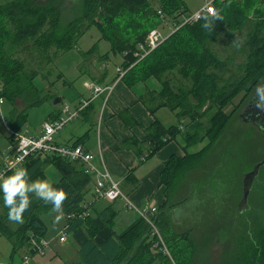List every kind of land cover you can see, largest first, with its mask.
<instances>
[{
	"label": "trees",
	"instance_id": "1",
	"mask_svg": "<svg viewBox=\"0 0 264 264\" xmlns=\"http://www.w3.org/2000/svg\"><path fill=\"white\" fill-rule=\"evenodd\" d=\"M262 3L264 0H215L216 15L210 17L209 28L202 27L205 22L203 19L185 25L169 35L159 47L139 62L133 57L136 46L144 42L150 31L162 25L157 12H161L166 18H174L181 10L185 13L186 10L181 7L184 4L182 0H161L157 10L148 0H80L76 3L73 17L66 22H62L63 0H47L42 5L35 4L34 0H15L0 7V19L6 23L4 28L9 31L6 35L12 51L28 55L36 51V44L42 45L40 48L44 53L49 48L71 49L77 39L94 27L110 45V53L121 57L120 67L124 71L121 79L135 84L153 78L160 84L161 91L148 92L149 97H145L143 103L151 104V113L164 107L174 112L179 121L187 118L190 124L183 125L181 130L179 126L164 129L155 122L147 136L151 151L157 152L176 136L181 137L185 151L203 144L204 140L208 141L197 154L186 155L182 160L170 158L165 163L162 182L166 193H170L181 183L183 174L191 173L192 169L201 165L203 156L213 150L224 131L229 129L232 115L223 112L227 103L241 90L252 89L264 74ZM237 35H241L244 42L237 39ZM220 37L225 40L222 48L216 49L214 45ZM88 53L83 58H88ZM238 53L245 58L241 63H237ZM10 63L8 56L0 54V85L1 88L3 86L0 97L10 105L20 98L25 109L43 104L46 97L32 83L38 73L25 72L23 64H19L17 70H14ZM256 70L258 72L252 76V71ZM206 104V112L210 114L207 126L203 127L200 119L205 115L199 119L197 112ZM23 114L12 109L7 123L12 131H16L21 125ZM194 118L198 121L195 122ZM217 162L215 160V166L206 180L217 177L220 171L217 169ZM48 165L60 175L59 182L53 187L62 189L66 196L62 202V211L58 212L67 216V232L71 233L72 240L78 246L77 255L83 264H153L158 260V264H173L170 258L163 256L160 245L155 246L158 239L142 219H138L123 234L115 237L109 225L112 213L108 212L105 216L100 214L95 218L90 214L86 218L79 217L84 202L82 189L92 178L80 165L74 166L75 164L56 156L38 154L28 158L22 166L28 170L30 180H43V169ZM74 173L86 178H74ZM215 183L218 186L219 180H215ZM210 187L211 185L206 187L208 192L211 191ZM28 195L30 204L22 214V222L12 220L17 224L15 230L6 224L9 220L8 209L2 207L0 235L10 242L11 257L28 246L32 235L38 238L46 234L42 216L56 211L51 203L35 202L33 194ZM166 196L168 197L167 194ZM239 196L241 197V191ZM0 204H3L2 200ZM179 205L181 203L170 206L169 209ZM228 205L232 204L229 202ZM260 207L264 210V197L261 198ZM249 210L252 208L249 207ZM71 214H74V219L68 218ZM153 221L173 243L182 240L171 231L164 214L154 217ZM243 245L242 243L239 247L243 253L239 258L242 262L238 264H264L263 227L252 232L247 246ZM173 253L179 260L183 254L188 253L193 260L195 249L193 246H186Z\"/></svg>",
	"mask_w": 264,
	"mask_h": 264
},
{
	"label": "rangeland",
	"instance_id": "2",
	"mask_svg": "<svg viewBox=\"0 0 264 264\" xmlns=\"http://www.w3.org/2000/svg\"><path fill=\"white\" fill-rule=\"evenodd\" d=\"M14 1L15 0H0V7H3L4 5L6 6ZM46 1L47 0H34V3L42 5ZM78 1L80 2V0H63L64 7L62 11V22H66L73 17V12ZM148 1L155 10L159 9V2L161 0ZM205 1L206 0H182L184 4H182L181 7L186 11L185 13H183L182 10L178 11L175 16H182L183 20L186 16H190L201 10L205 5ZM209 1H212L214 6L215 0ZM260 9L264 12V3H262ZM167 19L168 17L164 21H167ZM4 27H6V23H3L0 19V54L9 57L11 60L10 66L14 68V70H17L19 64H23L25 72L29 73L30 71H33L38 73V75L34 77L32 83L37 91L42 92V95L43 91H46L47 89L59 95L61 92L67 91V87L64 86L65 81H74L75 75H77L78 72H89L92 74L94 72V76L99 78L101 76V68L106 62V59L101 57L104 56L106 52H109L110 54V61L107 62V65L111 70H114L113 65L116 66L121 58L119 55H113L110 53V45L102 39L101 34L94 27L89 28L88 31L77 39L75 43H73V46H71V49L49 48L48 51L44 53L41 52L42 48L40 47L42 45L37 46L36 44L37 49L31 55L19 53L15 50L12 51L7 40L8 35H6V32L9 31ZM147 27H149V25H147ZM157 30L163 36H166L171 32L168 26L163 27L162 25H160ZM237 36V39H241L242 42H244L241 35ZM224 40V38L220 37L214 47L216 49H221ZM85 53H88V58H83ZM222 55L225 56V53ZM237 59V63H241L245 58L242 54L238 53ZM252 72L253 76L258 70ZM116 73L118 74V77L120 74L124 75V71L120 67L116 69ZM118 79H116V81H118ZM263 81L264 74L261 75L252 89L249 91L241 90L227 103L223 112L226 115H232L229 129L224 131L225 133L222 134L223 137L213 147V150H211L207 156H203L201 165L194 168L191 174H183V180L181 179L180 182L183 183L186 180L185 182L190 183L193 191L191 199L184 201L186 195L184 192L177 198L170 197V201L174 203L182 202L181 205L178 206L179 208L176 211V214L177 212H187L188 214H192L191 220L189 219V221H187L191 224L192 232L184 234L186 230L185 228L174 230L176 234L182 238L181 241L174 242L175 244L173 241L169 240L167 235H165L159 227H156L158 232L157 243H160V240L162 241L163 245L160 243V246L165 247L169 256L172 255L173 259L170 256V260H172L171 262H173V264H238L239 262H242L239 258H241L243 253L239 247L242 246V243L247 246L250 235L252 232L256 231L258 227L264 228V210L260 207L261 198L264 197V167L260 169L259 178L257 182H255L248 198V205L252 210H245L237 214L236 210L239 201L237 203L235 202L240 197L239 192L241 191V179L243 175L247 170H251L253 164H256L261 160L264 150L262 135L253 128L249 130L250 125L243 124L238 115L242 112L244 105L250 100V97L256 93V89ZM144 82L140 81L135 84H142ZM79 83L80 81H77L74 85L77 87L79 86ZM147 96L149 97L148 93H146L145 97ZM15 103L16 106L19 107H23L22 105L24 104L20 98H18ZM46 103H48L47 105L50 108L53 106L52 104L54 101L52 102V100L49 99ZM62 104L63 103L58 106L61 107ZM207 105L208 104L204 105L201 110L197 112V118L199 119L205 115V117L200 119V124L203 127L207 126L210 114L206 112ZM64 106L68 105H63L62 109ZM48 107L44 105L26 109L19 128L16 131L9 130L8 133L6 131V129H8L7 126H3V119L9 123L6 111H10L11 106L4 100L3 104L0 105V145H2V147L0 146V149H4L8 144L9 137L11 136L10 132L22 135L20 133H24L23 131L26 129H35L47 114ZM176 112L179 113L180 110H176ZM197 118H194L193 120L197 122ZM182 122L183 125L188 126V124H190L187 118L182 119ZM251 131H254L252 135ZM234 136L236 137L234 138ZM207 142V140H204L203 144L198 145L196 148H203ZM2 152L3 150L0 152V156ZM219 157H221V166L219 167L220 171L216 177V179L219 180L218 186H216L214 179L211 178L210 182L206 179H208L209 173L215 166V160L218 161ZM209 162H211V164ZM44 176L45 180L51 184L56 183L59 178V174L56 170L49 165L44 168ZM208 185H211V191L209 192L206 190ZM175 190L176 188L174 191ZM174 191L172 190L170 193L166 194L169 197ZM233 191L237 192V198L235 197L232 200V197L230 196ZM207 192L211 193V195L213 192V195L215 194V196L212 198L210 197L211 195H206ZM202 193H204V195L201 196ZM32 198L35 202H42V200L39 201V198L34 194L32 195ZM104 202L107 203V201ZM211 202H213V204ZM229 202L232 205H228ZM0 205V210H2L3 204ZM138 208L141 209L142 207ZM52 213L42 216V220L46 226V234L41 238V241L46 242L49 246L43 252L42 256L28 254V264H71L75 262V258H73L75 257V254L73 253L75 245L70 235H67L65 242L63 243H60L58 240L59 237L62 236V225L64 222H67V220L57 212L54 214ZM129 213L132 217H136L134 210L129 211ZM57 217H59V219H57ZM123 221L124 219L122 217H119L115 221L113 232L116 235H119L125 229L126 225H124L125 222ZM31 237L33 240L31 241L30 246H32V244L38 246L41 241L38 240L37 237H33V235ZM29 241L27 244H29ZM186 246L194 247L195 253L193 260L188 253L183 254L180 260L174 255V250L178 248L183 250ZM23 254L24 252L20 250L11 257L12 246L5 237L0 235V264H20L22 258L25 256ZM162 254L163 256H166L164 252H162ZM69 256L73 259V262L71 263L68 262L70 260L68 259ZM22 264L26 263L22 262Z\"/></svg>",
	"mask_w": 264,
	"mask_h": 264
},
{
	"label": "crops",
	"instance_id": "3",
	"mask_svg": "<svg viewBox=\"0 0 264 264\" xmlns=\"http://www.w3.org/2000/svg\"><path fill=\"white\" fill-rule=\"evenodd\" d=\"M104 55H107L105 58L106 62L101 68V76L99 78L94 76V72L93 74L89 72H78L77 75H75L74 81H65L64 86L67 87V91L61 92L60 95L48 89V91H43L42 96H45L46 99L40 106L45 105L48 107L46 101L49 99L53 102L57 98L59 100L58 103H53V106L47 108V114L35 129H26L23 131L24 133L20 134L25 137L39 136L41 133V125L44 122L56 120L63 115V105L67 104L69 111H74L80 106L83 100L89 99L91 86L99 85L104 87L115 84L114 90L106 102L103 97H99L90 102L76 120L69 123L60 133L54 136V142L62 146H82L84 150L94 156L92 162L94 168L98 171L105 169L111 175L112 179L119 184L121 192L134 206L143 208L151 205L156 208L154 217L156 218L158 215L164 214L168 220L171 231L175 234L176 232L174 230L183 228L186 229L184 234L187 232L191 233L192 227L190 226V222L187 221H189V219L191 220L192 214H188L187 212H177L176 214L179 207L172 209H169V207L182 203H174L170 201V197L177 198L183 192L186 193L184 201L191 199L193 196L192 187L190 183L185 182V180L183 183L177 184V187L175 186V191V188H173L174 193L167 197L166 187L162 182V173L165 169V163L170 158L182 160L186 155L197 154L202 148L194 147L185 151L181 137L176 136L175 139L168 141L161 149L153 153L151 151V145L147 140L148 132L153 127V124L156 122L164 129L170 127L177 128L179 126L182 130L183 122L179 121L175 113L167 108L163 107L151 113L149 111L152 107L151 104L143 103L146 93H159L161 91V86L155 79L150 78L142 84H129L125 82L124 79L116 81V79L119 78L116 69L120 67L122 60L120 58L119 63L116 64V66L113 65L114 70H111L107 65V62L110 61V54L106 52ZM77 81H80V83L79 86L76 87L74 84H76ZM61 103L63 104L59 107L58 105ZM10 106L11 110L6 111L8 117L13 108L20 114H23L26 110L24 105H22L23 107H19L16 106L15 103ZM4 125L7 126L8 129H6V131L9 133V130L12 129L8 127L5 119H3V126ZM11 140L12 139L9 138L8 144L4 149H0V152L3 150L1 155L11 144ZM0 146L2 147V145ZM74 166H79V164H75ZM81 167L85 171L84 166ZM193 170L194 169H192L191 173ZM73 177L86 178L84 175L80 176L76 173L73 174ZM43 180H45V177ZM59 180L60 175L56 183H58ZM93 181L92 177L89 184L85 185L82 189L84 202L92 199ZM54 184H52V186ZM231 194L233 200L237 192L233 191ZM209 195H211V193ZM214 196L215 194L213 195L212 192L210 197L213 198ZM102 201L103 200L96 202L89 214L92 218H95L100 214H104L105 216L108 212L112 213L113 217L109 225L115 237L123 234L132 224L138 221V219H141L136 212V217H132L129 213L131 210H128L121 200H117L113 203H105ZM56 212L59 213L58 211L50 213L54 214ZM2 214L3 212L0 210V215ZM59 215L61 214L59 213ZM63 217L68 220L67 216ZM119 217L124 219L123 222H125L124 225H126V227L119 235H116L113 232V227L115 221ZM6 224L12 230H15L17 227L12 220L6 221ZM66 226L67 222H64L62 231ZM67 235L71 237V233L67 232L65 239ZM41 238L42 237H38V240L41 241ZM32 240L33 238L30 237L28 246L22 249L24 252L23 255L27 256L29 253L34 254L33 249L36 245L32 244V246H30ZM63 242H65V240ZM73 243L75 245V249H73V253L75 254L73 258H75V262L72 261V255L71 257L69 256L68 259L70 260L68 262H73L71 264H83L77 255L78 246L74 241ZM158 263L159 261H154L153 264ZM20 264H22V262Z\"/></svg>",
	"mask_w": 264,
	"mask_h": 264
},
{
	"label": "built area",
	"instance_id": "4",
	"mask_svg": "<svg viewBox=\"0 0 264 264\" xmlns=\"http://www.w3.org/2000/svg\"><path fill=\"white\" fill-rule=\"evenodd\" d=\"M209 7L215 10L212 1L206 0L205 5L201 10L193 13L190 16H183L185 17L183 20L182 16H175V18H168L167 21H164L166 20V17H164L163 14L158 11L157 14L162 21V26H168L171 32H169V34L166 36H163L157 29L150 31L145 37L144 42L136 46L133 57L137 60V62L141 61L150 53H152L157 47H159L169 35L173 34L179 28L200 21L201 18H198L200 16L209 15L212 17L211 14L207 12ZM122 76L123 74H120L118 80H120ZM114 87L115 84L104 87L99 85L91 86L89 99L83 100L80 106L74 111H69V108L64 106L62 109L63 115L56 120L44 122L41 125V133L37 137H25L23 135L10 132L12 137L11 144L7 147L0 158V175H7L8 173L14 171L15 167L22 166L28 158L38 154L56 156L70 163L79 164L84 166L85 172L90 174L94 180L92 186V199L82 204V210L79 217L86 218L92 210L93 205L100 200H104L109 203L121 200L124 202L125 207L128 210H134L139 215V217L151 228L152 235L158 237V232L153 221L156 208L151 205L145 206L141 209L134 206L121 192L119 184L112 179L111 175L105 169L98 171L94 168L92 165L94 156L92 154L84 150L82 146H62L56 144L53 139L54 136L60 133L69 123L76 120L90 102L99 97H103L104 101L106 102L109 96L112 94ZM1 92L2 88L0 86V93ZM3 102L4 99L0 97V105H2ZM68 218L74 219V214L69 215ZM67 228L68 226L63 228V231L61 232L62 236L59 238L60 242L65 240ZM160 243H162L161 240ZM160 243H157V245L155 244V246H158V244L160 245ZM48 246L49 245L46 242L41 241L40 244L38 246L36 245V247L33 249V252L38 256H42L43 252L48 248ZM160 250L164 252L168 258H170L169 253L167 250H165L164 246H160ZM22 262L27 263L28 256H24Z\"/></svg>",
	"mask_w": 264,
	"mask_h": 264
},
{
	"label": "clouds",
	"instance_id": "5",
	"mask_svg": "<svg viewBox=\"0 0 264 264\" xmlns=\"http://www.w3.org/2000/svg\"><path fill=\"white\" fill-rule=\"evenodd\" d=\"M207 12L215 17V10L209 7ZM205 22L202 25L207 29L211 19L209 15L200 16ZM257 106L264 109V89H256ZM28 194H34L45 203H51L53 210L62 211V202L65 200V192L54 188L47 180L29 179L28 170L23 166L15 167L10 175H0V200L3 207L8 209V219L22 222V214L28 209L30 199ZM59 219V217H57Z\"/></svg>",
	"mask_w": 264,
	"mask_h": 264
},
{
	"label": "water",
	"instance_id": "6",
	"mask_svg": "<svg viewBox=\"0 0 264 264\" xmlns=\"http://www.w3.org/2000/svg\"><path fill=\"white\" fill-rule=\"evenodd\" d=\"M260 88L264 89V83L260 86ZM58 101H59L58 99H55L54 104L58 103ZM250 107L251 105L249 104L244 112V115L250 113L247 111ZM257 114L258 113H254V111L251 113L252 115L251 121L254 122L255 120H258L261 117V115H263L261 114L260 116H258ZM262 121L264 122V118H262ZM260 129L264 131V125H262ZM262 167H264V156L262 157L261 161L256 163L249 172L243 175L241 179V197L237 204V210H236L237 214L245 210H249L248 198L258 178L259 171Z\"/></svg>",
	"mask_w": 264,
	"mask_h": 264
},
{
	"label": "flooded vegetation",
	"instance_id": "7",
	"mask_svg": "<svg viewBox=\"0 0 264 264\" xmlns=\"http://www.w3.org/2000/svg\"><path fill=\"white\" fill-rule=\"evenodd\" d=\"M264 83V81L260 84V86L262 85ZM260 86L258 87V88H260ZM251 105V107L247 110L248 112H250V113H247V114H245L244 115V112H245V110H246V108H247V106L248 105ZM254 111V113H258L257 115L258 116H260L261 114H263V115H261V117L258 119V120H255L254 122L253 121H251L252 120V115H251V113ZM238 117L241 119L240 121L243 123V124H245V125H250L249 127H250V129L249 130H251L252 128L253 129H255L257 132H259L262 136V139H263V142H264V131L262 130V129H260L261 128V126L262 125H264V122L262 121V118H264V109H262V108H260V107H258L257 106V96H256V93L255 94H253L251 97H250V100L244 105V107H243V110H242V112L238 115ZM253 132L254 131H251V135L253 134ZM264 156V150H263V153H262V157ZM221 157H219L218 158V162H219V164H218V167H217V169H219V167L221 166V159H220ZM262 159V158H261ZM261 161V160H260ZM258 163V162H257ZM255 164H253V166H254ZM253 166H251V169H252V167ZM217 169L215 170L216 171V173H217ZM250 169V168H249ZM250 170H247L245 173H247V172H249ZM259 173H260V171H259ZM258 178H259V175H258ZM258 178H257V180H258ZM209 180H211V179H209ZM215 180H217L216 178H214V181ZM257 180H256V182H257ZM202 195H204V193H202L201 194V196ZM206 195H207V193H206ZM209 195V194H208Z\"/></svg>",
	"mask_w": 264,
	"mask_h": 264
}]
</instances>
